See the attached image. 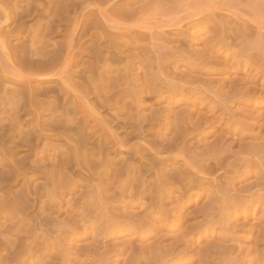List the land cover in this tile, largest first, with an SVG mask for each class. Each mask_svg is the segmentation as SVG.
Segmentation results:
<instances>
[{
  "label": "rangeland",
  "instance_id": "374dc122",
  "mask_svg": "<svg viewBox=\"0 0 264 264\" xmlns=\"http://www.w3.org/2000/svg\"><path fill=\"white\" fill-rule=\"evenodd\" d=\"M35 1L0 0L42 11L21 32L0 11L8 51L61 54L38 80L0 49V146L27 169L0 190L1 264H264V0H91L63 22Z\"/></svg>",
  "mask_w": 264,
  "mask_h": 264
},
{
  "label": "bare ground",
  "instance_id": "6f19581e",
  "mask_svg": "<svg viewBox=\"0 0 264 264\" xmlns=\"http://www.w3.org/2000/svg\"><path fill=\"white\" fill-rule=\"evenodd\" d=\"M35 1V0H34ZM40 1H42V0H40ZM44 1H48V0H44ZM69 1V2H68ZM90 1L91 0H64L63 2H62V4L60 3V1H59V6L57 7V9H56V11H57V16L58 17H61L59 14H61V13H59V12H62V7L64 6L63 4H66L65 5V7H63V8H65L64 10H66L67 12H68V14H70V11L71 10H73L74 9V11L77 9L76 7L78 6V4H79V2H81L82 4H90ZM101 1V0H100ZM103 1V0H102ZM106 1V0H105ZM36 2V1H35ZM49 2H50V0H49ZM54 2L53 1H51L50 3H48V5L46 6H44V7H48V8H46V9H48V10H51L52 8H53V6H54V4H53ZM103 3V2H102ZM110 3V2H109ZM3 4H5L6 5V3H3ZM36 4V3H35ZM40 4V3H39ZM93 4V5H92ZM92 4H90V5H92V6H95L94 5V3H92ZM108 4V3H107ZM113 5V4H112ZM115 5V4H114ZM81 6V5H80ZM105 6V5H104ZM17 7V6H16ZM43 7V6H42ZM98 7V6H97ZM103 7V6H102ZM5 8V7H4ZM12 8H14V7H12ZM38 8V7H37ZM37 8H35L34 7V9L32 10V9H29V10H27V8L25 7V8H20V10L21 9H23V10H21L22 11V13H16L15 11L17 10V9H15V11L14 10H12L11 9V7H7L6 8V11L5 10H2V11H4L5 13H4V20H5V22L6 23H10V24H15L16 26H17V30L19 31V32H21L25 27H26V25H27V22H26V15H27V17L29 18V17H31L32 18V16L36 13V15L38 14V15H41L42 14V11H39ZM99 8V7H98ZM120 8V7H119ZM45 9V8H44ZM43 9V10H44ZM79 9V8H78ZM85 10H86V8H84ZM89 9V8H88ZM27 10V11H26ZM101 10V9H100ZM1 11V10H0ZM1 11V12H2ZM18 11V10H17ZM55 11V12H56ZM65 11V12H66ZM91 11V10H90ZM94 11V10H93ZM93 11H91L90 13H92ZM119 11H120V9H119ZM54 12V13H55ZM64 12V13H65ZM66 12V13H67ZM112 12H113V10H112ZM64 13H62L63 15V17H61L60 19V21L61 22H63L64 21V19H65V17H67L68 16V14L66 15V13L64 14ZM89 13V12H88ZM94 13H96L95 11H94ZM56 15H54V16H56ZM84 15V14H83ZM94 15V14H93ZM121 15H122V13H121ZM45 16H48V15H45ZM54 16H52L53 18H56V19H58L57 17H54ZM65 16V17H64ZM96 16V15H95ZM107 16V15H106ZM42 17V16H41ZM74 17V16H73ZM42 18H44V17H42ZM48 18V17H47ZM71 18V17H70ZM91 18V17H90ZM39 19H41V18H39ZM50 19H52V18H50ZM73 19V18H72ZM87 19H89V14H88V17H87ZM93 19H94V17H93ZM95 19H97V18H95ZM43 20V19H42ZM54 20V19H53ZM53 20H51V21H53ZM97 20H99V18L97 19ZM101 20V19H100ZM37 21V20H36ZM44 22H46L45 20H43ZM42 21V22H43ZM50 21V22H51ZM57 21V20H56ZM71 21V20H70ZM91 21H93V20H91ZM39 22V21H38ZM37 22V23H38ZM41 22V21H40ZM60 22V23H61ZM81 22V21H80ZM98 22V21H97ZM37 23H35V24H37ZM47 23V22H46ZM90 23V22H89ZM48 25H51L52 24V22H51V24L48 22L47 23ZM91 24V23H90ZM90 24H89V26H90ZM99 24V23H98ZM97 24V25H98ZM3 25V24H2ZM96 25V26H97ZM43 26V25H42ZM88 26V25H87ZM94 26V25H93ZM48 27V26H47ZM46 27V28H47ZM95 27V26H94ZM49 28V27H48ZM47 28V29H48ZM72 28H75V26L74 27H72ZM91 29H92V27H90ZM83 29L85 30L84 32H86L87 31V27L85 26V28H84V26H83ZM49 30V29H48ZM31 32V31H30ZM73 33V32H72ZM1 34V33H0ZM3 34V33H2ZM15 34V33H14ZM21 34V33H20ZM35 35V34H34ZM72 35V34H71ZM30 36V35H29ZM31 36H33V35H31ZM95 36H97L96 34H95ZM36 37V36H35ZM44 37H46V36H44ZM1 38V37H0ZM31 38H33V37H31ZM31 38H29V39H31ZM49 38V37H48ZM72 38V37H71ZM83 38V37H82ZM8 39L9 38H7V39H0V49H2L3 50V52L5 53V51L4 50H6V51H8L9 50V48H8ZM33 39H35V38H33ZM31 41V40H30ZM33 43V45H34V43H36L37 41H35V40H33L32 41ZM43 41H41V43H42ZM72 43V42H71ZM11 46V45H10ZM37 46H38V44H37ZM17 48V47H16ZM31 48H32V46H31ZM93 48V47H92ZM12 49H14V50H12L11 51V48H10V51H8V52H6L5 53V55H7L6 57H7V59L6 60H9V63L11 64L12 62H11V58H14V60L16 61L15 63H17V65L16 66H18L20 69H18L17 70V72H19V70H21V71H24L25 70V73L27 72V73H29L28 75H30V76H32V75H35V76H37V77H35L36 79H38V76H44V78H45V75L47 74L48 76L50 75H53V74H55L56 73V71H57V66H58V64H60V62L58 63V58H56L57 56H59L60 57V55H59V53H51V55L49 54V53H47L48 55H50V57H52L53 55H56V56H53L54 58H52V59H49V57H48V55H41V52H40V54L38 55V53H36V54H31V53H34V52H36V51H34V52H31L30 54H28V52H22V53H20V52H16L17 50H15V47L14 48H12ZM19 49V48H18ZM82 49V48H81ZM28 51V50H27ZM38 51V50H37ZM11 52H13V53H11ZM95 52V51H94ZM44 54V53H43ZM58 54V55H57ZM64 55V54H63ZM79 55H80V53H79ZM74 56V55H73ZM49 59L48 61H53V63L52 62H50V63H48V64H50L49 66H48V64L47 63H45L44 62V59ZM74 58V57H73ZM75 59V58H74ZM80 59V58H79ZM54 60H55V62H54ZM60 60V59H59ZM45 61H47V60H45ZM70 60H69V58H67V62H69ZM72 62H74L73 60H71ZM1 62V61H0ZM7 62V61H6ZM45 64H47V66H45V65H43L44 63ZM71 62V63H72ZM78 62V61H77ZM1 64V63H0ZM74 64V63H73ZM6 65H8V64H6ZM13 66H14V63L12 64ZM11 66V65H10ZM13 66H11L12 68H14ZM76 66H77V63H76ZM66 67H67V65H66ZM69 67V66H68ZM14 69H16V68H14ZM54 69H56L55 71H54ZM15 71V70H14ZM53 71L55 72V73H53ZM52 74H51V73ZM67 72H69V71H67ZM26 73V74H27ZM58 75H60V73H57ZM70 74V73H69ZM58 75H55V76H57V77H59ZM71 75V74H70ZM77 75V74H76ZM55 76H53V77H55ZM24 77V76H23ZM22 77V78H23ZM52 77V78H53ZM66 77V76H65ZM30 78H32V77H30ZM29 78V80H31ZM61 78H62V76H61ZM35 79V80H36ZM46 79H47V76H46ZM68 79H69V77H68ZM7 80V79H6ZM23 80V79H22ZM28 80V81H29ZM39 80V79H38ZM64 80V79H63ZM41 81V80H40ZM30 82V81H29ZM65 82V81H64ZM67 82V81H66ZM23 84V83H22ZM65 84V83H64ZM25 85L26 86H28V84H26L25 83ZM29 85H31V84H29ZM29 87V86H28ZM32 88V87H31ZM34 88V87H33ZM30 90V89H29ZM35 90V89H34ZM61 90V89H60ZM28 91V90H27ZM39 91V90H38ZM45 91V90H44ZM63 91V90H62ZM62 91H61V93H62ZM30 92V91H29ZM29 92H23V93H25L26 95H24L23 94V96L22 97H20V98H22V101H24L23 103L20 101H16L17 102V104H13V105H17L16 107H19V108H24V109H27V108H31V106L32 105H34V103H35V101H34V99H36V98H38V97H41L42 96V94H31V93H29ZM35 91H33L32 93H34ZM46 92V91H45ZM48 92V91H47ZM29 93V94H28ZM49 93V92H48ZM47 93V94H48ZM51 93V92H50ZM49 93V94H50ZM56 93V92H55ZM59 93V92H58ZM61 93H60V95H61ZM18 94V93H17ZM52 94V93H51ZM19 96H20V94H18ZM54 95V94H53ZM57 95V94H56ZM68 95V94H67ZM66 95V96H67ZM14 96H15V99H17V97H16V93L14 94ZM13 96V97H14ZM24 96H25V98H24ZM46 96V95H45ZM63 96H65V95H63ZM50 97V96H49ZM56 97V96H55ZM46 98V97H45ZM57 99H60V98H57ZM38 101H39V99H37ZM56 100V99H55ZM42 101V100H41ZM34 102V103H33ZM45 102V101H44ZM48 102V101H47ZM12 102L10 101V104H11ZM21 103V104H20ZM42 103V102H41ZM35 104H37V102L35 103ZM41 105H43V104H40L39 106H41ZM47 105V104H46ZM49 105H50V103H49ZM44 106V105H43ZM49 108V107H48ZM23 109V110H24ZM28 110V109H27ZM32 110V109H31ZM18 111V110H17ZM26 111V110H25ZM33 111V110H32ZM20 112V111H19ZM31 112V111H30ZM28 113V112H27ZM33 113L34 112H32L31 114L33 115ZM16 114V113H15ZM35 116H36V114H35ZM55 124V123H54ZM4 126V125H3ZM54 126H56V125H54ZM19 127V126H18ZM57 127H58V125H57ZM59 128V127H58ZM13 129V128H12ZM10 131H11V129H10ZM4 132H6L5 130L3 131V133L1 134V140H2V143L4 144H6L7 142H10V141H12L13 140V138L12 137H10V135L8 134V136L6 135V133H4ZM9 132V131H8ZM15 134V133H14ZM23 135H25V134H23ZM31 136H33V135H31ZM26 137V136H25ZM24 137V138H25ZM19 138V137H18ZM24 138H22L21 137V139L22 140H20V141H18V142H16L19 146L20 145H25L26 147L28 146L29 148L31 147V146H29L30 145V141L29 140H25ZM31 137L29 136V139H30ZM23 139L25 140V141H23ZM28 139V138H27ZM39 139V138H38ZM3 144H1V146H0V152L2 153L3 152V157L2 156H0V190L1 191H3L4 190V188H6L5 187V185L7 184V186H8V184H9V187L12 185L11 183H18L19 182V178L21 177H23V176H25V174H24V172H26V170L27 169H25V165H21V164H19V163H17L16 161H13L12 160V156H13V152H15L16 150H14V151H12L11 152V150L9 149V151L7 150V151H5L4 149H3V146H5V145H3ZM34 144V143H33ZM38 144V143H37ZM37 146V145H36ZM16 147H18V146H16ZM33 148H34V146H33ZM18 150V149H17ZM0 153V154H1ZM10 156V157H9ZM11 159V160H10ZM14 159H16V158H14ZM23 162V161H22ZM21 162V163H22ZM36 163V162H35ZM33 165V164H32ZM36 165V164H35ZM34 166V165H33ZM37 166V165H36ZM26 167H28V166H26ZM40 167V166H39ZM31 168V167H30ZM36 168V167H35ZM33 169V168H32ZM38 169V168H37ZM32 172H33V170H32ZM23 173V174H22ZM30 173V172H29ZM35 174H37V173H35ZM34 174V175H35ZM26 178V177H25ZM28 178V177H27ZM24 179V178H23ZM32 179V178H31ZM26 180V179H25ZM29 181H31V180H29ZM11 182V183H10ZM27 182H25L24 184H26ZM26 186V188H28V186L27 185H25ZM23 188V187H22ZM25 188V187H24ZM7 189V188H6ZM9 190H10V188H9ZM0 191V192H1ZM1 193H4V192H1ZM22 194H21V196H17L16 198H17V201H18V199H19V201L20 200H22V202H18L19 204H17L18 206V210H14V212H18V215L20 216V214L22 215V214H24L25 213V207L24 206H26V205H24V206H22V204H26V201H28L29 200V198L32 196H34V194L31 192V190H29V189H25V190H23V192H21ZM19 195H20V193H18ZM35 194H37L36 192H35ZM15 199V198H14ZM5 200V199H4ZM15 201V200H14ZM17 201H15V202H17ZM3 205H5L4 203H2ZM1 204V205H2ZM16 204H14V205H16ZM7 205V204H6ZM7 207V206H6ZM5 209V208H4ZM10 209V208H9ZM27 209V208H26ZM11 211H13V210H11ZM1 212V211H0ZM16 212V213H17ZM43 213V212H42ZM27 214V213H26ZM3 215V214H2ZM18 215H15V219H17L16 218V216H18ZM27 216V215H26ZM39 216V215H38ZM8 217V216H7ZM11 217V216H10ZM28 217V216H27ZM40 217V216H39ZM38 217V218H39ZM3 218V217H2ZM13 219H14V217H13ZM29 219V218H28ZM7 220V219H6ZM11 220V219H10ZM30 220V219H29ZM29 220H27V221H29ZM34 220V219H33ZM14 221V220H13ZM16 221H19V220H16ZM31 221V220H30ZM12 222V221H11ZM35 222H37L36 220H35ZM46 222V221H45ZM19 223V222H18ZM22 223V222H21ZM24 223H27V222H24ZM32 223H34V222H32ZM32 223H30V224H32ZM38 223V222H37ZM43 223V222H42ZM41 223V224H42ZM44 224V223H43ZM15 225V224H14ZM19 225V224H18ZM22 225V224H21ZM33 225V224H32ZM38 225V224H37ZM46 225V224H45ZM34 226V225H33ZM35 227V226H34ZM34 227H32V228H34ZM43 227H44V225H43ZM47 227V226H46ZM0 228H5V227H3V225H2V227L0 226ZM39 228V227H38ZM15 229H18V228H14V230ZM26 229H27V227H26ZM35 229V228H34ZM23 230V229H22ZM30 229H28V231H29ZM39 230V229H38ZM10 231V230H9ZM24 232V231H23ZM36 232V231H35ZM5 233V232H4ZM4 233H2V234H4ZM16 233V232H15ZM18 233H20V232H18ZM17 233V234H18ZM8 234V233H7ZM48 234V233H47ZM1 235V234H0ZM6 235V234H5ZM46 235V234H45ZM24 236V235H23ZM29 236V235H28ZM31 236V235H30ZM5 237V236H4ZM21 237V236H20ZM33 237V236H32ZM38 238V237H37ZM5 239V238H4ZM4 239H3V241H4ZM8 239V238H7ZM10 239V238H9ZM24 239V238H23ZM30 239H31V237H30ZM30 239H28V241H30ZM39 239V238H38ZM0 240H2V239H0ZM22 240V239H21ZM12 241H14V240H12ZM19 242H21V241H19ZM23 242H26L25 240L23 241ZM33 242V241H32ZM5 243V242H4ZM16 243V242H15ZM14 243V244H15ZM22 243V242H21ZM8 244V243H7ZM10 244V243H9ZM9 244H8V246H9ZM16 245H22V244H16ZM29 246L28 244H25L24 243V247L25 246ZM30 245H34L33 243L32 244H30ZM43 245V244H42ZM41 245V246H42ZM6 247L5 246V244H2V243H0V264L2 263V261H3V259H4V256H2V253L1 252H9V250L11 251V249H12V247H10L11 249H8L9 247ZM12 246V245H11ZM15 247V246H14ZM35 247V246H34ZM45 249V248H44ZM13 250V249H12ZM15 250V249H14ZM17 250V249H16ZM29 250V249H28ZM23 251V250H22ZM22 251H20V252H16L15 254H12V253H14V251L7 257V260L8 259H10L11 261H9V263L8 264H13V262L15 263L16 262V258H20L21 257V255L23 254L22 253ZM26 251V250H25ZM25 251H23V252H25ZM31 251V250H30ZM33 251V250H32ZM34 254V253H33ZM29 257H31V256H29ZM33 258V257H32ZM21 260V259H20ZM22 261V260H21ZM20 261V262H21ZM6 262H8V261H6ZM22 263H23V261H22ZM17 264V263H16ZM24 264V263H23Z\"/></svg>",
  "mask_w": 264,
  "mask_h": 264
}]
</instances>
